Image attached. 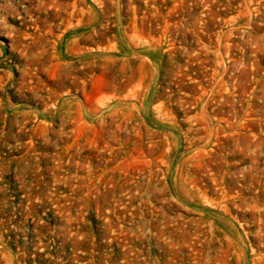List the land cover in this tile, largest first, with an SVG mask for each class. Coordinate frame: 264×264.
Wrapping results in <instances>:
<instances>
[{
    "label": "rangeland",
    "instance_id": "rangeland-1",
    "mask_svg": "<svg viewBox=\"0 0 264 264\" xmlns=\"http://www.w3.org/2000/svg\"><path fill=\"white\" fill-rule=\"evenodd\" d=\"M0 264H264V0H0Z\"/></svg>",
    "mask_w": 264,
    "mask_h": 264
}]
</instances>
